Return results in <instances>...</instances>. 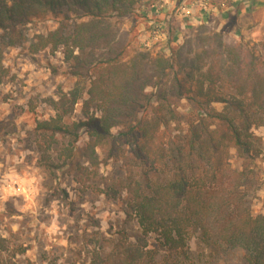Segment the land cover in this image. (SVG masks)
Listing matches in <instances>:
<instances>
[{"label": "trees", "instance_id": "obj_1", "mask_svg": "<svg viewBox=\"0 0 264 264\" xmlns=\"http://www.w3.org/2000/svg\"><path fill=\"white\" fill-rule=\"evenodd\" d=\"M160 1L0 0V85L9 77L3 51L21 40L20 28L52 20L56 28L36 36L35 51L60 49L78 82L49 99L54 115L36 123L41 165L58 170L81 156L78 184L122 197L126 222L137 227L109 236L97 229L90 264H196L205 249L210 264H231L223 259L231 255L264 264V214L252 211L258 184L249 166L264 152L253 133L264 128V62L204 24L171 47L172 16L149 9ZM137 10L166 27L154 57L139 46L144 32L136 42L132 28H122ZM182 99L192 113L176 111ZM77 104L81 116L71 120ZM230 148L246 166H233ZM108 161L123 167L122 177L100 174ZM3 258L0 252V264Z\"/></svg>", "mask_w": 264, "mask_h": 264}, {"label": "rangeland", "instance_id": "obj_2", "mask_svg": "<svg viewBox=\"0 0 264 264\" xmlns=\"http://www.w3.org/2000/svg\"><path fill=\"white\" fill-rule=\"evenodd\" d=\"M148 1L138 0L137 3L143 6ZM156 4L159 5L158 2ZM178 6L164 8L165 15L168 18L172 16L167 28L174 31L169 40L171 47L176 48L185 40L194 38L198 26L204 24L206 29L222 33L226 43H244L253 50L255 58L264 62V28L236 36L230 32V27L220 25L215 20L202 22L199 11L183 12ZM139 10L125 18L122 28H132L130 35L135 36L136 42L144 32L138 42L139 46L146 48L143 43L148 41L150 45L147 49L154 57L163 51L162 46L167 41V35L163 32L166 27L162 29L157 26L156 22L142 16ZM154 18L161 19L155 15ZM55 28L56 24L50 19L34 20L20 28L23 32L21 40L3 51V63L9 69V77L0 85L2 264H90L91 253L98 246L95 237L97 229L104 232L105 236L124 228L131 233L137 230L134 223L126 222V206L122 197L107 199L97 189L91 190L78 184L75 165L77 161L84 162L81 156H76L72 163L58 170H49L41 165L35 134L36 123L54 115L49 99H56L59 93L69 91L78 82L77 78L67 74L69 64L64 61L60 49L35 51L36 36ZM174 106L179 113H192L185 99ZM80 107V104L75 106L71 120L80 118ZM222 107V104L213 105L217 112ZM158 111L162 112V109L158 108ZM253 133L263 149L264 128L253 130ZM85 141L84 135L78 146L82 147ZM228 157L237 168L247 165L237 157L234 148L229 149ZM249 166L254 169V181L258 184L252 199V211L255 215L264 214V152L255 157L254 164ZM100 174L107 179H117L122 177L124 170L118 162L108 161L101 166ZM22 185L24 191L20 192ZM9 186L15 190V194L5 198L4 189ZM30 192L29 198L25 194ZM189 246L191 251L197 250L195 237L190 239ZM207 254V249L198 253L196 264H210L212 257ZM231 256L232 259H223L231 264H240L236 260L239 257Z\"/></svg>", "mask_w": 264, "mask_h": 264}, {"label": "crops", "instance_id": "obj_3", "mask_svg": "<svg viewBox=\"0 0 264 264\" xmlns=\"http://www.w3.org/2000/svg\"><path fill=\"white\" fill-rule=\"evenodd\" d=\"M178 4L180 10L185 6L186 10L183 12L199 11L202 22H208L209 16L213 19L216 17L217 23L230 27V32L236 36L264 28V0H161L159 2L163 10Z\"/></svg>", "mask_w": 264, "mask_h": 264}, {"label": "built area", "instance_id": "obj_4", "mask_svg": "<svg viewBox=\"0 0 264 264\" xmlns=\"http://www.w3.org/2000/svg\"><path fill=\"white\" fill-rule=\"evenodd\" d=\"M149 9H150V13H158L159 12V10H162L163 9V6H160V5H158V4H151L150 5V7H149ZM181 10L182 11H185L186 9H185V6H183L182 8H181ZM156 38H157V36H156ZM149 45H150V43L148 42V41H145L144 43H143V46L144 47H149Z\"/></svg>", "mask_w": 264, "mask_h": 264}, {"label": "clouds", "instance_id": "obj_5", "mask_svg": "<svg viewBox=\"0 0 264 264\" xmlns=\"http://www.w3.org/2000/svg\"><path fill=\"white\" fill-rule=\"evenodd\" d=\"M19 191L20 192H23L24 191L23 185L21 186V188H20ZM34 191L35 190L33 189L32 192H34ZM4 192H5V198H7V195H9V194H15V190H13L10 186L7 187V188H5L4 189ZM25 195L29 196V198H30L31 192L30 193H26Z\"/></svg>", "mask_w": 264, "mask_h": 264}]
</instances>
